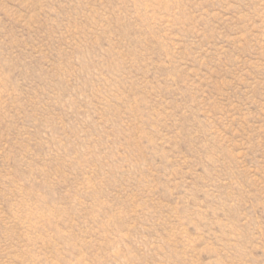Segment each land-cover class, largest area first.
Returning <instances> with one entry per match:
<instances>
[{"label": "rangeland", "instance_id": "374dc122", "mask_svg": "<svg viewBox=\"0 0 264 264\" xmlns=\"http://www.w3.org/2000/svg\"><path fill=\"white\" fill-rule=\"evenodd\" d=\"M0 264H264V0H0Z\"/></svg>", "mask_w": 264, "mask_h": 264}]
</instances>
